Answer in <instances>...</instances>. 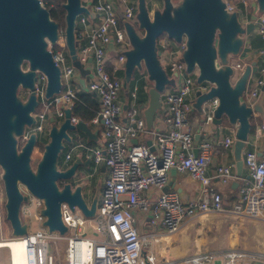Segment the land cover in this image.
Returning a JSON list of instances; mask_svg holds the SVG:
<instances>
[{
    "label": "built area",
    "instance_id": "1",
    "mask_svg": "<svg viewBox=\"0 0 264 264\" xmlns=\"http://www.w3.org/2000/svg\"><path fill=\"white\" fill-rule=\"evenodd\" d=\"M223 1L228 13L237 11L239 5L244 12L257 5L256 0ZM81 4L87 7L88 12H81L75 18L76 53L83 66L89 59L91 61L84 86L86 92L98 99L99 108L86 124L97 127L99 138L92 147L77 144L72 149L84 148L86 156L92 159L93 166L103 165L106 168V176L102 179L101 194L92 216L83 215L77 208L71 210L62 202L60 210L67 226L65 234L56 232L52 235L39 227L20 236L25 243L26 264H58L52 248L54 243L62 239L66 242L64 264H160L155 255L146 254L144 258L141 257L144 242L135 225L134 209L140 212L150 211V223L160 224L169 233L178 231L185 220L209 211L264 221V150L259 155L253 149L243 152L247 175L240 177L237 199L228 208L223 206L221 193L206 185L212 155L211 144L206 139L195 144L188 114L194 106L191 97L196 98L197 92H208L214 84L206 80L197 81V65L187 71L182 59L186 48L185 36L179 41L168 39L166 34L157 38V47L167 56L165 67L161 64L162 67L168 78L173 76L180 81L172 90L166 84L161 92L164 104L161 122L164 128L147 129L145 118L137 105L132 103L128 108L122 107L119 92L123 80L115 73L117 70H124L125 51L131 47L124 22H137V7L128 0H119L117 3L113 0H81ZM256 14L254 27L264 42V10ZM109 43H114L117 48V55L110 69L106 56ZM47 49L51 51L53 61L60 69L61 89L46 98V76L40 71L33 87L38 100L31 113L34 123L25 127L22 135L17 138L20 146L30 133L43 132L48 126L46 124H50V116L59 119L60 123L64 119V109H71L78 93L73 87L75 68L66 62L64 30L58 29L55 43L47 41ZM259 55L263 59L262 65L257 69L259 75L251 81L248 92L244 94V101L249 104L257 98L264 83V47L259 50ZM245 64L243 57H238L232 63V76H240ZM141 70L147 76L144 67ZM137 89L138 86L134 85L129 91L133 100L136 99ZM23 90L24 94L29 92L28 89ZM217 105L218 98L215 96L202 103L205 106L202 119L204 124L213 123V109ZM69 121L75 125L80 119L71 114ZM259 129H264L263 123ZM145 137H149L151 144H147ZM233 141L234 138L225 137L223 146L228 148ZM70 157V150L64 153L65 160ZM232 167L234 163L217 165L214 175L221 181L228 182L233 177ZM170 168L187 173L201 182L203 186L199 199L183 202L175 192L163 190ZM20 190L27 196L20 207L22 214L28 216L29 206L33 204L36 208L35 219L43 224V199L32 195L22 185ZM149 190L156 192L153 200L145 194ZM87 222L92 223V236L86 235ZM26 223L28 227V221ZM256 260H261L264 264V253L229 249L222 254L199 252L168 260V264H253Z\"/></svg>",
    "mask_w": 264,
    "mask_h": 264
},
{
    "label": "water",
    "instance_id": "2",
    "mask_svg": "<svg viewBox=\"0 0 264 264\" xmlns=\"http://www.w3.org/2000/svg\"><path fill=\"white\" fill-rule=\"evenodd\" d=\"M259 11L264 10V0H256ZM136 20L143 30L138 34L133 25L124 23L131 47L125 51L123 86L133 77L135 67H144L152 81L148 89L149 100L143 108L147 129L153 127L156 111L161 107V92L171 81L157 57V38L166 34L176 41L185 36L186 48L182 59L187 71L195 65L198 67L197 81H210L214 84L206 93H196L195 106L215 96L218 105L213 109V121L221 123L224 115L238 127L232 144V154L236 163L237 175H241L243 166L242 153L247 143L249 119L257 114L264 124V83L260 93L251 103L242 100L250 72H256V65H247L239 78L231 81L233 68L228 60L230 54L243 57L249 62L246 54L249 47L244 45V35L254 29L256 13L243 26L237 11L228 13L223 0H181L173 6L171 0H163V7L151 13L145 6V0H137ZM65 42L67 53L73 65L80 71V82L89 69L78 61L74 24L76 15L88 12L81 0H65ZM58 35V24L49 17V10L40 0H0V167L5 194L6 219L12 229L13 237L27 233L26 222L20 219V207L27 199L20 186H24L32 195L43 199L45 215L43 225L49 231L59 234L67 232V226L61 217L60 206L64 202L69 209H79L83 215L92 216L96 208L94 199L90 205L86 202L81 185L72 186L81 160L76 159L64 169L57 167L58 154L64 147V140L71 141L68 130L82 132L88 138H96L97 130L80 120L71 124V111L64 109V119L58 123L50 116L48 141L43 145L41 158L34 168L30 167V156L37 141V134L32 132L27 140L17 148V138L25 127L34 123L32 112L38 104L34 92V80L40 73L46 76L44 96L46 98L58 93L61 89L60 69L47 49V41L55 43ZM90 61V59H89ZM26 63V70L21 64ZM217 63L219 65H217ZM143 66V67H142ZM233 77V76H232ZM28 89L29 95L23 101L17 96L18 87ZM147 144H151L148 139ZM153 149V147L151 146ZM88 165V160L84 162ZM58 180L64 181L59 187ZM236 178L232 187L238 186ZM253 264H262L256 260Z\"/></svg>",
    "mask_w": 264,
    "mask_h": 264
},
{
    "label": "crops",
    "instance_id": "3",
    "mask_svg": "<svg viewBox=\"0 0 264 264\" xmlns=\"http://www.w3.org/2000/svg\"><path fill=\"white\" fill-rule=\"evenodd\" d=\"M113 1L115 3L119 2V0ZM128 1L134 6L137 5V0ZM153 6V10L161 9L163 7V0H160V2L157 1V3H155ZM258 11L259 10L257 5L251 6L249 9H247L246 12L241 9L240 5L237 6V12H239L240 14V20L243 26L251 19L252 14L257 13ZM151 12L152 11L149 10V13ZM243 38L244 45L249 47V51L246 54L250 57V60L249 62H246L244 69L247 65H256L258 69L263 62L262 57L259 55V50L264 47V42L256 32L255 27L250 34H245ZM116 55L117 48L115 44L109 43L106 47V56L108 60L107 66L109 69L113 64ZM67 56L68 63L75 68V66L73 65V61L68 53ZM157 57L160 61V64L165 66L167 56H165V53L159 47H157ZM238 57V55L230 54L228 56V60H230L229 62L232 64L233 62L238 60ZM90 67L91 61H88V63L84 65V68L89 69ZM75 71L76 72L73 75V87L77 90V92L82 93L85 91L84 82L81 83L79 81L81 78L80 71L78 69H75ZM115 73L122 80L124 79V70H117V72ZM258 75V71L250 72L248 77L249 81L246 84V89L244 92L245 95L246 91L248 92L249 90L251 81ZM238 78V76H235L233 80H236ZM141 79L143 80L142 83L140 81ZM169 79L171 82L167 85V88L169 90H172L178 85L180 80L173 76ZM151 84L152 83L150 82V79L142 70L133 74L131 80L127 83L126 86L122 85V88L119 92V101L122 104V107L128 108L132 103H134L139 108L140 113L144 116L143 108L148 103V89L150 88ZM134 85L138 86L137 96L135 100H133L129 95V91L133 88ZM191 98H193L194 106L188 114V119L193 130L194 142L195 144H198L199 141L206 139L211 144L212 155L207 170L209 178L206 185L213 187L221 193L223 198V206L225 208H228L237 199V188L240 184L239 183L238 186L234 188L232 187L233 181L236 178L247 175V170L244 166V163L241 169V175H237L236 163L232 154V145L228 148L223 146V140L225 137L235 138L238 123L229 122L228 118L223 115L221 117V123H216L213 121L212 124H204L202 119L205 106H202L203 102L199 105V107L195 106L196 98H194V96H192ZM242 100H245L244 95L242 97ZM163 111L164 104L162 102L161 96V107L156 111L152 129L157 130L164 128L161 122ZM252 116L255 119V131L248 133L247 143L245 148L243 149V152L246 149H253L259 155L264 150V129H259V126L263 122L257 114L253 113ZM258 119L260 121H258ZM89 127L91 128L92 132H94V130H97L96 126ZM71 136L72 139L71 141H69L70 143L66 148L64 147L63 155L60 159L61 166L59 167V169H64L74 160L80 159L82 166L78 167L74 178L79 180L78 185H81L82 189L85 190L86 195L83 196L88 205H90V203L94 199L97 203V200L99 199L101 194L102 179L106 176V168L103 165L93 166L91 158L88 162V165L85 166L84 162H86L87 159V152L84 149H72V147L84 142L85 144H88L89 141H94L93 143L94 145H96L99 138L98 130L95 139L88 138L84 133L77 131H75V134ZM148 138L149 137H145L146 140H148ZM37 147H39V145L35 144L34 148L37 149ZM69 150L71 152V157L69 160H65L64 153ZM195 151H197V145L195 146ZM231 163H234V167L231 168L233 177L228 182H223L214 175L215 167L217 165ZM78 180H76V182ZM98 180H100V184H98ZM202 186L203 185L201 184V182L192 178L189 174L179 172L174 168H170L167 172V179L163 186V190L173 191L183 202H188L190 200H197L200 198ZM145 194H147V196L151 200L156 197V192L154 190H149L148 192L146 191ZM133 213L135 215V225L137 227L139 235L144 242V249L142 251L141 257L144 258L145 254L155 255L160 264H168V260L187 257L191 254L199 252L222 254L229 249H235V245H237L240 241L238 234H245L247 231L246 227L242 225V222H240V220L242 219L238 216L214 211L197 214L193 218L185 220L181 228L174 233L167 232L160 224L150 223V211L140 212L134 209Z\"/></svg>",
    "mask_w": 264,
    "mask_h": 264
},
{
    "label": "rangeland",
    "instance_id": "4",
    "mask_svg": "<svg viewBox=\"0 0 264 264\" xmlns=\"http://www.w3.org/2000/svg\"><path fill=\"white\" fill-rule=\"evenodd\" d=\"M160 2V0H145V6L147 8V10L149 11H153L154 8V4ZM181 0H171V3L173 6H176ZM241 9L243 10V7H241ZM133 28L135 29V31L138 34L143 33V30L140 29L138 27L137 22L132 23ZM169 39V37H168ZM171 39V38H170ZM68 58V56H67ZM66 62L68 63V61L66 60ZM218 64V63H217ZM232 65V64H231ZM26 63L23 62V64H21V68L23 70L26 69ZM163 67H165L163 65ZM75 69H77L75 67ZM141 69H138L137 67L134 68L133 70V74H135L136 72L140 71ZM231 81H233L234 77L230 78ZM141 83L143 82V80H140ZM139 81V82H140ZM152 83V81H150ZM63 85H65V83H63ZM152 85V84H151ZM25 91L22 88H19V97H21L22 99L27 98V94H24ZM59 120V119H57ZM48 126L45 127L44 131L41 132L40 134H38L37 136V142L35 144L39 145V147H37V149L33 148V151L31 152V156H30V167L34 168L37 164V162L39 161V159L41 158V154H42V150H43V145L48 141V130H49V125L50 124H46ZM70 135H74L75 131L74 130H68ZM64 145L65 148L68 146V144L70 143L69 141L64 140ZM94 141H89L87 145H89V147H92L94 145L93 143ZM96 142V140H95ZM85 143V142H84ZM63 151L64 148L60 151V153L58 154V158H57V167L59 168L61 166V157L63 155ZM72 181V185L73 187L75 185H78L79 180L75 179L74 177L71 178ZM76 180H78L76 182ZM75 183V184H73ZM98 184H100V180H98ZM97 186V185H96ZM82 193L83 195H86L85 190L82 189ZM5 194H4V186H3V181H2V168L0 167V226H1V230H0V238L1 237H12V229L10 227V224L8 222V220L6 219V211H5ZM98 204V200L96 205ZM35 213H36V208L33 204H30L29 206V214L28 216H25L24 214H22V212L20 211V219L22 222H26L28 221L29 226H28V230H35L37 228H42V230H44L46 233L49 234H54L56 233L55 231H49V229L44 226L43 224H39L38 221L35 219ZM242 220H240V222H242V225H244L247 229L245 234H238L239 235V243L237 245H235V249H240L242 251H254V252H263L264 253V221L262 220H256V219H247V218H241ZM92 223L91 222H87L86 223V227H85V231H86V235L87 236H92ZM65 247H66V242L65 239L60 240L59 242H56L53 244V251L56 257V262L58 264H64V255H65ZM144 247L142 248L143 251ZM246 249V250H245ZM141 251V254H142ZM10 252L9 249L7 247H2L0 248V263L1 264H9L10 260H9V256ZM146 255V254H145Z\"/></svg>",
    "mask_w": 264,
    "mask_h": 264
},
{
    "label": "trees",
    "instance_id": "5",
    "mask_svg": "<svg viewBox=\"0 0 264 264\" xmlns=\"http://www.w3.org/2000/svg\"><path fill=\"white\" fill-rule=\"evenodd\" d=\"M42 5L49 10V17L58 24L59 30H64L65 28V9L63 8V3L65 0H40ZM55 48L57 46H54ZM99 108V102L92 93L88 92H78L76 98L73 100L72 107L70 109L73 116L78 117L80 120L88 122L95 116ZM254 117L251 116L249 119L250 128L249 132L255 131V121ZM58 120H55V122ZM258 121H260L258 119ZM65 147V145H64ZM63 147V148H64ZM64 181L58 180L57 184L59 187L63 185Z\"/></svg>",
    "mask_w": 264,
    "mask_h": 264
},
{
    "label": "bare ground",
    "instance_id": "6",
    "mask_svg": "<svg viewBox=\"0 0 264 264\" xmlns=\"http://www.w3.org/2000/svg\"><path fill=\"white\" fill-rule=\"evenodd\" d=\"M23 237L0 239V248L7 247L10 252L9 264H26L27 256ZM1 264V263H0Z\"/></svg>",
    "mask_w": 264,
    "mask_h": 264
},
{
    "label": "flooded vegetation",
    "instance_id": "7",
    "mask_svg": "<svg viewBox=\"0 0 264 264\" xmlns=\"http://www.w3.org/2000/svg\"><path fill=\"white\" fill-rule=\"evenodd\" d=\"M22 64H23V63H22ZM26 68H27V67H26ZM21 69H22V68H21ZM25 70H26V69H25ZM25 70H24V71H25ZM19 88H21V87H20V86L18 87V91H17V96H18V97H19ZM22 89H23V88H22ZM26 91H28V90H26ZM26 94L29 95V92L26 93ZM19 98H20L21 100H23V101L26 99V98H25V99H22L21 97H19ZM37 135H38V134H37ZM17 143H18V142H17ZM80 144H85V143H80ZM85 145H87V144H85ZM18 146L20 147V144H17V148H18ZM80 149H84V148L81 147ZM84 150H85V149H84ZM87 160H88V162L90 161V157H89V156L87 157L86 161H87ZM72 182H73V181H72ZM73 184H75V183H73ZM72 186H73V185H72Z\"/></svg>",
    "mask_w": 264,
    "mask_h": 264
}]
</instances>
